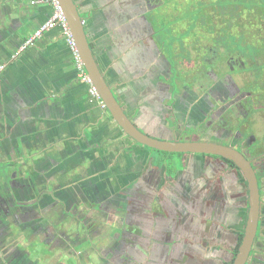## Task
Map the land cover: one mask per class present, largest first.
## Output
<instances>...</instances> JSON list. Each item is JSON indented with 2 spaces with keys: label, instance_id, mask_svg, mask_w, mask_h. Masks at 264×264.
<instances>
[{
  "label": "flooded vegetation",
  "instance_id": "1",
  "mask_svg": "<svg viewBox=\"0 0 264 264\" xmlns=\"http://www.w3.org/2000/svg\"><path fill=\"white\" fill-rule=\"evenodd\" d=\"M73 2L137 131L248 162L258 203L244 264H264V75L249 70L262 51L245 40L244 10L224 16L207 0ZM191 22L202 32L193 39L182 29ZM90 103L97 121L85 111L21 151L0 126V264H234L251 214L243 170L219 154L138 144Z\"/></svg>",
  "mask_w": 264,
  "mask_h": 264
},
{
  "label": "crops",
  "instance_id": "2",
  "mask_svg": "<svg viewBox=\"0 0 264 264\" xmlns=\"http://www.w3.org/2000/svg\"><path fill=\"white\" fill-rule=\"evenodd\" d=\"M50 13L51 7L47 4L31 5L30 0H0V65L6 64L0 77V94L7 90L16 107L31 103L32 115L42 118L47 124H63L66 120V123L78 122L85 118V111L86 116L88 113L90 120L95 122L97 118L93 110L88 108L90 111H87L84 108V103H91L84 96L83 83L77 78L72 53L60 28L44 32L41 38L35 40L15 59L10 58L49 19ZM8 18L15 24L8 22ZM5 21L6 25L9 23L12 26L8 30L5 29ZM15 34L17 38H14L16 41L11 45L12 48L2 47L9 35ZM36 89L43 96H52L67 89L74 104L70 108L63 104L53 107L47 102L34 104L30 100L36 97L28 90ZM37 101L36 98L35 103ZM0 126H5V122H0Z\"/></svg>",
  "mask_w": 264,
  "mask_h": 264
},
{
  "label": "water",
  "instance_id": "3",
  "mask_svg": "<svg viewBox=\"0 0 264 264\" xmlns=\"http://www.w3.org/2000/svg\"><path fill=\"white\" fill-rule=\"evenodd\" d=\"M58 2L66 18L70 33L78 50L84 69L86 70L107 111L110 113L113 120L118 124V126L130 138H132L138 144L154 147L158 150L167 152H197L219 154L225 156V158L232 160L240 169L243 170L249 182L251 214L249 215V218L247 220L245 235L238 253V258L236 259L234 264H244L249 254L256 231L258 203L257 184L254 173L248 162L240 154L228 148L216 146L213 144L200 143H160L147 139L144 135L137 131L120 108L111 88L109 87L107 81L104 78V75L102 74L98 66L93 51L90 47L86 25L81 20L75 3L73 2V0H58ZM7 21L13 23L12 25L15 24L12 19L8 18ZM4 24L6 30L12 27L9 23L6 25V21ZM14 38H17L16 34L13 36L9 35L7 41L2 44V47H6L5 49H9V47L12 48L11 45L15 44L16 41V39ZM36 67H38L39 70H42L39 65H37ZM41 90L42 89L40 88V91ZM28 91L33 93L34 98L36 97L38 100L37 103H35L36 98L31 99L30 102H33L34 104L47 102L53 107H58L59 105L63 104L64 106H69V108L74 104L72 98H69L70 95L67 89L63 90L62 92L59 91L57 94H53L52 96H43V93L41 92L40 94L37 89L35 91ZM12 101L13 98L10 97V94L7 90H4L2 94H0V122H5V126H1L5 131V135L3 137L4 142L13 139L18 147L23 144V141L30 143L33 140L32 138H35L36 135L48 134L51 130L54 131L58 128H63L67 124V120L63 122V124H54L52 122L50 124H47V122H45V120H43L42 118L32 115L31 103L21 107H16L14 106ZM15 129L20 130L21 132L18 135H15ZM23 149V146H21V148L18 147V151H21Z\"/></svg>",
  "mask_w": 264,
  "mask_h": 264
},
{
  "label": "built area",
  "instance_id": "4",
  "mask_svg": "<svg viewBox=\"0 0 264 264\" xmlns=\"http://www.w3.org/2000/svg\"><path fill=\"white\" fill-rule=\"evenodd\" d=\"M31 5L37 4H47L51 7V13L49 19L42 24L33 35L26 40V42L11 56V60L24 51L28 46L32 45L33 42L43 35L44 32L55 29L56 27L60 28L62 34L66 37L67 45L70 48L74 59V67L77 72L78 79L88 86V93L90 95L91 101L96 103L100 108H105L104 103L102 102L98 92L96 91L93 83L91 82L84 66L81 62L78 50L70 33L66 18L62 12V9L59 5L58 0H30ZM6 69V64L0 65V77Z\"/></svg>",
  "mask_w": 264,
  "mask_h": 264
},
{
  "label": "trees",
  "instance_id": "5",
  "mask_svg": "<svg viewBox=\"0 0 264 264\" xmlns=\"http://www.w3.org/2000/svg\"><path fill=\"white\" fill-rule=\"evenodd\" d=\"M227 3L229 6L228 9L230 11L238 12L240 9L244 10L245 21L248 22V23L245 22V24H247L245 25L246 26L245 34L247 35L246 37H248L249 34L256 35L260 39V42L262 44L260 48L261 51H263L264 32L262 28L261 30L257 28L264 26V0H229V2ZM262 59L264 60V53H262ZM73 66H74V62H73ZM84 86L87 91V94L89 95L88 86L85 84ZM89 100H91L90 95H89ZM94 104L96 103L94 102Z\"/></svg>",
  "mask_w": 264,
  "mask_h": 264
},
{
  "label": "rangeland",
  "instance_id": "6",
  "mask_svg": "<svg viewBox=\"0 0 264 264\" xmlns=\"http://www.w3.org/2000/svg\"><path fill=\"white\" fill-rule=\"evenodd\" d=\"M227 2H229V0H207V4L206 5H208L209 6V9L210 8H212V9H214V10H219L220 12H222L223 13V15L225 16V8H227L228 9V3ZM196 10H198V8H196ZM185 12V11H184ZM183 12V13H184ZM182 13V14H183ZM220 15V14H219ZM221 17V16H220ZM192 20H194V19H192ZM246 22V21H245ZM246 23H248V22H246ZM245 25H247V24H245ZM217 26H219V25H217ZM197 28V27H196ZM261 28H262V30H263V32H264V26L263 27H260V28H257V29H260L261 30ZM184 31H185V33H186V35L187 36H190L191 35V33H193V37H192V39L193 38H195V36L197 35L198 36V34L199 33H202L201 31H198V30H196L195 29V26H194V24H192V22L191 23H189L188 25H186L185 27H183L182 28ZM218 30H219V28H218ZM175 31H179L178 30V28H176L175 29ZM206 31V30H205ZM207 32V31H206ZM211 32V31H210ZM182 33V32H181ZM158 36V38L160 39V41L161 42H167V41H164L163 39H162V35H157ZM207 34H204V37L205 38H207ZM247 35L245 34V39H246V41L248 42L247 44H249V45H251V46H255L254 44H257V43H259L260 44V47L262 46V44H261V42H260V39L256 36V35H252V34H249L248 35V37H246ZM215 37V36H214ZM236 39H235V38ZM234 37H231V44H233V42H237L239 39H240V35H238V34H234ZM170 37H167V39H169ZM180 39H181V36H178L177 38H176V40L175 41H177V42H179L180 41ZM259 41V42H258ZM242 42H243V40H242ZM225 43H227L226 41H225ZM233 45H235V43L233 44ZM248 48H249V51H250V54H254V50L255 49H253V48H251V47H249V46H247ZM262 53H264V50L262 51ZM251 55V56H252ZM253 64L255 63V62H252ZM260 63V65L258 66L256 63L254 64V65H252V67H251V69H249V70H252L253 72H258V74H260V71L262 72V74L264 75V60L262 59V61L261 62H259ZM260 68H261V70H260ZM262 136V135H261ZM173 162H177V158L175 157V158H173ZM5 172H6V169H5V166L3 165V164H1L0 165V175L1 174H5Z\"/></svg>",
  "mask_w": 264,
  "mask_h": 264
}]
</instances>
